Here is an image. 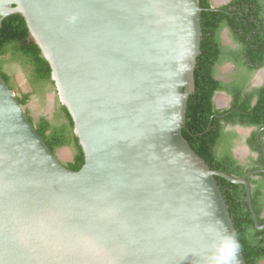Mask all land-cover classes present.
<instances>
[{
    "label": "water",
    "instance_id": "water-1",
    "mask_svg": "<svg viewBox=\"0 0 264 264\" xmlns=\"http://www.w3.org/2000/svg\"><path fill=\"white\" fill-rule=\"evenodd\" d=\"M201 0H0L52 70L85 154L53 153L0 73V264H247L217 176L183 134ZM215 10V9H211Z\"/></svg>",
    "mask_w": 264,
    "mask_h": 264
},
{
    "label": "trees",
    "instance_id": "trees-1",
    "mask_svg": "<svg viewBox=\"0 0 264 264\" xmlns=\"http://www.w3.org/2000/svg\"><path fill=\"white\" fill-rule=\"evenodd\" d=\"M254 2L257 4L254 8L256 19L243 23L238 22V14H234L233 7L247 6L250 8ZM259 5L257 0H234L224 8L228 12H224L223 10H211V0H201L203 9L201 13L203 28L201 54L194 71L195 90L187 102L186 122L182 130L192 147L211 169L224 171L237 177L242 175V171L232 166L234 162L229 155L232 153L231 147L222 144L228 142L225 139L222 140L225 136L222 132V118L219 116L220 111H217L214 106L215 93L219 90L230 89L229 86L215 79L216 67L222 61L219 33L223 27L228 26L235 40L243 48L242 53L245 58L247 57V63L256 67L260 66L264 60V18L260 19L262 6ZM6 55L10 56L11 62L21 63L29 69L28 76L32 84L49 83L55 88L49 62L32 39L26 20L21 14H13L4 18L0 27V58ZM2 66L0 64V73L10 88L14 89L11 76L3 71ZM231 92L236 96L239 90L238 88L233 91L231 89ZM29 97L30 94L22 93L18 96V100L20 104L25 105ZM263 104L264 100H261L259 105ZM232 107L237 108V111L249 109L248 103L239 105L235 101ZM59 109L66 119L64 125L55 126L45 116L34 125L53 153L66 145L75 147V157L68 168L79 171L85 164L83 147L79 137L74 133L75 124L70 112L61 103ZM236 113L228 115V121L232 120ZM249 117V113L242 114L239 119L245 122ZM29 119L33 122L31 117ZM255 121L262 122L259 117H256ZM220 154H225V156L221 157ZM217 180L232 214L247 264H259L260 260H264V229H259L255 225L252 212L247 204L245 186L234 184L222 177H217ZM252 201L259 223L262 225L264 219L260 217L254 198Z\"/></svg>",
    "mask_w": 264,
    "mask_h": 264
},
{
    "label": "flooded vegetation",
    "instance_id": "flooded-vegetation-1",
    "mask_svg": "<svg viewBox=\"0 0 264 264\" xmlns=\"http://www.w3.org/2000/svg\"><path fill=\"white\" fill-rule=\"evenodd\" d=\"M233 1L234 0H223L216 4V0H211L210 9L213 8L215 10L228 12L224 8L229 6ZM257 1H259V4L262 6V11L259 14L261 19L264 18V0ZM213 4L217 6H213ZM252 4L253 5H251L250 8L247 6L244 8L239 6L233 7V9L231 8L234 11V14H238V22L243 23L247 20L256 19L254 8L257 4L256 2ZM225 32L230 34L235 40L229 27H223L219 33L221 39L222 61L216 67L215 79L223 83V85H226L227 87L229 86L230 89L219 90L215 93L214 106L217 111H220L221 115L219 116L222 118V132L225 134V136L222 137V140L225 139L228 142L222 144L223 146L231 147L230 150L232 153L229 154L231 157H227H230L233 160L234 165L232 166L235 169H241L240 171H242V175L240 177H245V179L248 180L251 187L252 200L254 198L255 203H257V208H259L260 217L261 219H264V104L261 106L259 105L260 101L264 100V60H262L260 66L257 65L258 67L251 63H247V57H244V54L242 53L243 48L240 43L235 40L236 47L234 49L222 43L223 34ZM225 63L231 65L230 71L227 73L223 72L224 74L220 76V71H218V69ZM236 88H238L239 92L234 96L231 89L233 91ZM217 94L226 95L228 97V102H226V104L220 103L216 99ZM30 99L31 98L29 97L28 102L24 105L26 108L29 107ZM234 101L238 102L239 105H245L248 103L249 109L237 111V108L232 107ZM28 110V115L32 118L35 125L39 123L42 117H44V115L35 117L30 107ZM235 112H237L236 116L228 121L227 116L230 114L235 115ZM248 113L250 117L247 121L243 122L239 119L242 114ZM256 117L261 118L262 122H256ZM240 128H248L250 131L243 133ZM58 150L59 148L56 150V155ZM220 156H225V154H220ZM62 163L68 167L71 162ZM262 226H264V224H262ZM259 229H264V227ZM263 261L264 260H260L259 264H263Z\"/></svg>",
    "mask_w": 264,
    "mask_h": 264
},
{
    "label": "rangeland",
    "instance_id": "rangeland-1",
    "mask_svg": "<svg viewBox=\"0 0 264 264\" xmlns=\"http://www.w3.org/2000/svg\"><path fill=\"white\" fill-rule=\"evenodd\" d=\"M223 0H216V4ZM213 6H217L213 4ZM222 43L232 49L236 47L235 40L230 34L225 32L223 34ZM0 64L3 66V71L11 76V82L15 86L13 89L17 96H21L22 93L30 94L29 107L35 117L44 115L55 126H61L66 123V119L62 113H60V101L57 96L56 88L49 83H39L34 85L30 82L28 72L29 69L25 68L21 63L11 62L10 56L6 55L0 58ZM231 65L225 63L220 66L218 71L220 76L230 71ZM224 72V73H223ZM216 99L220 103L228 102V97L223 94H217ZM28 107V108H29ZM28 108L25 107L27 114H29ZM243 133L250 131L248 128H240ZM75 147L73 145H66L57 151V155L62 162H71L75 157ZM237 156V155H236ZM264 264V261H263Z\"/></svg>",
    "mask_w": 264,
    "mask_h": 264
},
{
    "label": "clouds",
    "instance_id": "clouds-1",
    "mask_svg": "<svg viewBox=\"0 0 264 264\" xmlns=\"http://www.w3.org/2000/svg\"><path fill=\"white\" fill-rule=\"evenodd\" d=\"M220 171V170H219ZM222 172H224V171H222ZM225 173H227V172H225ZM228 174V173H227ZM230 175V174H229ZM231 176H234V175H231ZM217 177H219V176H217ZM216 177V178H217ZM235 178H243V177H237V176H234ZM223 178V177H222ZM225 179V178H224ZM227 180V179H226ZM218 181V180H217ZM229 181V180H228ZM248 181V180H247ZM240 185H243V184H240ZM220 186V185H219ZM243 186H245V185H243ZM245 189H246V187H245ZM247 192V191H246ZM246 199H247V193H246Z\"/></svg>",
    "mask_w": 264,
    "mask_h": 264
}]
</instances>
